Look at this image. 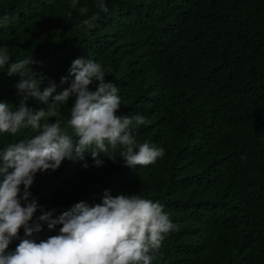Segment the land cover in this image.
Segmentation results:
<instances>
[{"label":"trees","instance_id":"trees-1","mask_svg":"<svg viewBox=\"0 0 264 264\" xmlns=\"http://www.w3.org/2000/svg\"><path fill=\"white\" fill-rule=\"evenodd\" d=\"M97 3L0 0V16L11 17L0 47L13 60L33 54V70L58 85L80 57L115 71L123 109L151 121L140 126L139 142L165 155L136 169L119 157L101 167L87 153L85 161L66 159L36 175L32 198L59 213L80 201L100 203L106 190L134 192L159 201L179 225L153 264H264V0H104L106 13ZM93 15L95 27L81 28ZM189 15L212 22L187 28ZM19 79L0 71V101L13 108L23 99ZM27 105L44 106L34 98ZM70 107L63 106L65 117ZM28 131L0 134V149ZM55 234L45 225L39 237Z\"/></svg>","mask_w":264,"mask_h":264},{"label":"clouds","instance_id":"clouds-1","mask_svg":"<svg viewBox=\"0 0 264 264\" xmlns=\"http://www.w3.org/2000/svg\"><path fill=\"white\" fill-rule=\"evenodd\" d=\"M96 7L108 12L104 0ZM79 11L84 15L88 8ZM98 18L93 15L80 27L94 28ZM207 18L186 16L185 27L212 22ZM10 22L9 15L0 16V28ZM141 43L145 48L153 45ZM36 63L33 54L13 60L8 47H0V71L20 76L14 87L23 97L17 108L0 101V134L29 130L0 149V264H153L167 234L179 228L159 201L134 192L114 196L106 190L100 203L80 201L58 213L55 208L44 210L32 198L36 175L58 170L66 159L85 161L87 153L93 166L101 167L105 158L116 162L119 157L124 167L136 169L165 155L163 147L139 142L140 126L151 121L123 109L115 71L108 73L101 62L80 57L58 85L34 71L31 66ZM29 98L44 106L28 107ZM70 101L65 117L62 109ZM89 166L83 164L85 169ZM38 210L41 215L34 219ZM45 225L56 234L40 239ZM14 240L19 243L10 250Z\"/></svg>","mask_w":264,"mask_h":264}]
</instances>
